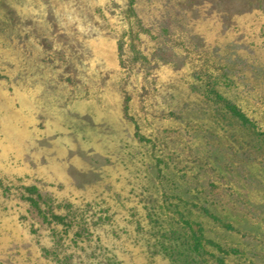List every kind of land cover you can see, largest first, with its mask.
Listing matches in <instances>:
<instances>
[{"label": "rangeland", "instance_id": "374dc122", "mask_svg": "<svg viewBox=\"0 0 264 264\" xmlns=\"http://www.w3.org/2000/svg\"><path fill=\"white\" fill-rule=\"evenodd\" d=\"M131 1L0 0V264H264V0Z\"/></svg>", "mask_w": 264, "mask_h": 264}, {"label": "trees", "instance_id": "16d2710c", "mask_svg": "<svg viewBox=\"0 0 264 264\" xmlns=\"http://www.w3.org/2000/svg\"><path fill=\"white\" fill-rule=\"evenodd\" d=\"M133 2L134 0L131 1V10H133ZM217 96L225 103L228 112H230L234 117H236L243 125L254 127L253 121L237 105L226 101L220 95Z\"/></svg>", "mask_w": 264, "mask_h": 264}]
</instances>
